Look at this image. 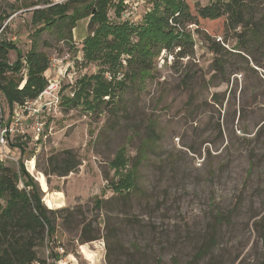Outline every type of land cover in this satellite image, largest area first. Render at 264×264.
<instances>
[{"label": "rangeland", "instance_id": "obj_1", "mask_svg": "<svg viewBox=\"0 0 264 264\" xmlns=\"http://www.w3.org/2000/svg\"><path fill=\"white\" fill-rule=\"evenodd\" d=\"M68 1L0 0V13L9 16L5 36L22 55L36 42L49 64L68 57L62 70L70 65L59 80L58 107L41 115V121L47 122L45 134L36 135V119L26 113V137L15 133L0 148V162L7 167L19 171L20 160L24 161L43 191L44 205L56 212V233L39 250V258L45 259L47 249L54 253L62 247L64 264H108L103 237L109 221L117 230L116 241L125 247L113 251L114 264H130L136 259L127 251L133 243L147 248L151 264L155 257H161L163 264L174 260L195 264L199 252L204 256L198 264H263L264 62L259 68L251 60L245 65L231 57L229 71H234L232 67L239 70L222 79L211 69L214 56L207 43L194 26H186L179 32L195 43L194 58L167 59L159 67V57L150 78L128 84L117 114L105 105L98 112L87 110L93 99L86 107H68L65 100L74 97L79 80L118 61L104 50L96 62L84 60V40L97 27L90 24L89 17L77 23L71 38L66 30L47 28V20L33 26L34 11ZM155 1L124 0L121 17L110 10V25L129 22L130 34L122 35L129 43H137L148 23L143 17ZM190 1L201 6L211 2ZM225 46L233 49L235 41ZM122 48L120 59L126 57V45ZM9 60H17L15 51L10 52ZM22 75L26 78V67ZM51 77L58 76L53 73ZM13 116L0 93V135ZM152 133L154 140L147 142ZM16 142L23 145L24 157L21 149L11 146ZM122 148L125 151L117 155ZM65 150L78 154L80 168L65 178L46 176L48 159ZM115 158L116 163L110 165ZM136 166L140 192L128 209L114 198L109 183L128 184ZM56 192L63 194L64 202L50 209L44 198ZM97 198L105 200L99 210L95 209ZM88 224L99 232L98 238L81 244V232ZM83 246L91 259L83 253Z\"/></svg>", "mask_w": 264, "mask_h": 264}, {"label": "trees", "instance_id": "obj_2", "mask_svg": "<svg viewBox=\"0 0 264 264\" xmlns=\"http://www.w3.org/2000/svg\"><path fill=\"white\" fill-rule=\"evenodd\" d=\"M123 3L124 0H119V3L114 0H69L63 5L34 11L33 26L47 20V28L66 30L69 38L77 23L89 17L90 24L97 27L94 33L84 40V60L87 63L96 62L103 50L109 52L107 55L112 53L110 58L118 60L105 66L99 73L79 80V89L74 93V97L65 100L68 107L76 108L80 105L86 107L88 101L93 99L94 102L91 100L92 104L86 107L87 110L98 112L102 105H105L117 114L118 102L127 90L128 84H140L150 78L163 52L166 54L165 60L169 55L173 56L174 61L194 58L195 43L183 38L179 32L186 29V26H194L196 34L201 35L202 40L207 43L208 50L214 56L211 69L222 79L229 73H236L235 70H239L232 67L234 71H229L231 57L240 59L245 65H249L251 60L255 66L263 68L264 0H211L206 6H201L197 2L192 3L190 0H156L153 8L143 17L148 22L144 25L145 29L139 33L137 43L132 44L126 39V35L125 38L122 35L123 32L130 34L127 32L129 22L125 21L118 26L110 25V10L114 9L116 16L121 17ZM52 16L55 19H49ZM8 18L5 13H0V93L3 94L13 114L16 107L36 100L46 89L49 63L47 55L38 51L36 42H33L32 49L24 56L15 43L6 38ZM220 36H223L224 40ZM230 40L235 41L233 49L225 46ZM123 45H126L124 51L126 57L120 59L118 52L123 49ZM11 51L17 53V60L14 63L9 60ZM25 67L26 78L22 75ZM106 73H110L112 78H106ZM118 73L123 75L121 80L116 78ZM153 140L154 133L148 137L147 142ZM11 146L21 149L23 157L25 156L21 143H12ZM123 151L125 148L119 150L117 155ZM144 154L141 156L142 160ZM116 158L110 165L116 163ZM80 166L78 154L73 150H65L48 159L44 172L46 176L65 178L77 172ZM134 167L130 171L128 184L115 180L109 183L114 198L128 209L133 207L134 200L140 192L136 177L137 166L136 169ZM104 203L105 200L97 198L95 209H101ZM55 215V211L47 209L44 205L43 191L26 169L22 159L19 171L0 162V264L41 262L39 250L56 233ZM98 234V231L92 229L91 224L86 225L80 235L81 244L96 241ZM103 238L106 242L107 263L114 264L111 259L113 251L125 247L116 241L117 230L109 221ZM146 250L147 248L142 249L133 243L127 251H132L130 254L136 259L130 264H151V260L150 262L147 260L150 258ZM203 256L204 253L199 252L195 264H198ZM153 264H163V260L161 257H155ZM173 264L192 263L174 260Z\"/></svg>", "mask_w": 264, "mask_h": 264}, {"label": "built area", "instance_id": "obj_3", "mask_svg": "<svg viewBox=\"0 0 264 264\" xmlns=\"http://www.w3.org/2000/svg\"><path fill=\"white\" fill-rule=\"evenodd\" d=\"M171 24L173 22L171 21ZM166 54L165 52L163 53L162 57L159 60V67H162L163 63L165 62ZM169 60H173V56L169 55L167 57ZM65 61H68V57L59 60V59H53V61L50 62L48 67V70L46 72L47 75V81L48 85L46 89L40 94V96L34 100V101H28L26 104L22 107H18L17 109L14 110V116L10 122L9 125H6L2 130H1V135H0V148L1 147H6L8 144V139L9 137H13L15 133H18V137L20 138H25L26 137V132H25V127L23 126L24 124V116L27 115L30 117H34L36 119V123L33 126L34 131L36 132V135L41 136V134H45V126L47 122H42L41 115L46 113L47 111H50L52 106L58 107L60 103V79L64 78L66 75V72H68V67L63 71L62 67L65 64ZM74 68V67H73ZM52 73L56 74L58 77L57 79H53L50 75ZM50 76V77H48ZM106 78L111 79L110 73H106ZM117 80H121L123 78L122 73H118L116 75ZM108 99V97H106ZM53 244V243H52ZM51 244V245H52ZM65 251L62 247H57L55 249V252L52 253L47 249L45 259L42 260L41 262H35L34 264H64L63 261L61 260L62 257L64 256Z\"/></svg>", "mask_w": 264, "mask_h": 264}, {"label": "bare ground", "instance_id": "obj_4", "mask_svg": "<svg viewBox=\"0 0 264 264\" xmlns=\"http://www.w3.org/2000/svg\"><path fill=\"white\" fill-rule=\"evenodd\" d=\"M63 196L62 193H54V194H47L44 198V201L46 203V205L50 208V209H55V208H59V206H61V197ZM82 251L83 253L89 258H92V254L90 253V251L87 249L86 246L82 247Z\"/></svg>", "mask_w": 264, "mask_h": 264}, {"label": "crops", "instance_id": "obj_5", "mask_svg": "<svg viewBox=\"0 0 264 264\" xmlns=\"http://www.w3.org/2000/svg\"><path fill=\"white\" fill-rule=\"evenodd\" d=\"M71 68H73V67H71ZM57 193V192H56ZM60 193V192H59Z\"/></svg>", "mask_w": 264, "mask_h": 264}]
</instances>
